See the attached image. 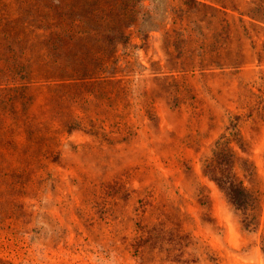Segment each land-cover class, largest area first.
Listing matches in <instances>:
<instances>
[{
	"label": "rangeland",
	"instance_id": "obj_1",
	"mask_svg": "<svg viewBox=\"0 0 264 264\" xmlns=\"http://www.w3.org/2000/svg\"><path fill=\"white\" fill-rule=\"evenodd\" d=\"M264 0H0V264H264Z\"/></svg>",
	"mask_w": 264,
	"mask_h": 264
},
{
	"label": "trees",
	"instance_id": "obj_2",
	"mask_svg": "<svg viewBox=\"0 0 264 264\" xmlns=\"http://www.w3.org/2000/svg\"><path fill=\"white\" fill-rule=\"evenodd\" d=\"M251 17V19L254 21V22H262V20L264 21V18L262 19V18H260V16H258V15H252V16H250Z\"/></svg>",
	"mask_w": 264,
	"mask_h": 264
}]
</instances>
